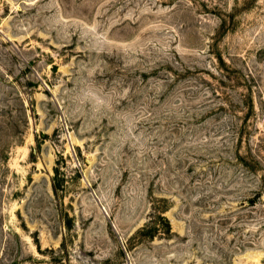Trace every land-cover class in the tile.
<instances>
[{
  "label": "rangeland",
  "instance_id": "1",
  "mask_svg": "<svg viewBox=\"0 0 264 264\" xmlns=\"http://www.w3.org/2000/svg\"><path fill=\"white\" fill-rule=\"evenodd\" d=\"M0 264H264V0H0Z\"/></svg>",
  "mask_w": 264,
  "mask_h": 264
}]
</instances>
